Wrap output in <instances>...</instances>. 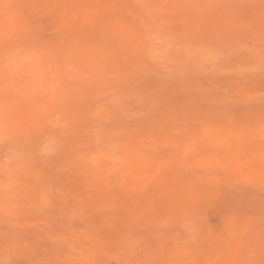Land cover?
<instances>
[{"label":"rangeland","instance_id":"374dc122","mask_svg":"<svg viewBox=\"0 0 264 264\" xmlns=\"http://www.w3.org/2000/svg\"><path fill=\"white\" fill-rule=\"evenodd\" d=\"M0 264H264V0H0Z\"/></svg>","mask_w":264,"mask_h":264}]
</instances>
